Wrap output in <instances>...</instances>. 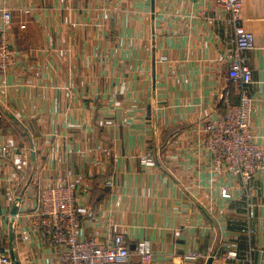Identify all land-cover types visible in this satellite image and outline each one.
Returning a JSON list of instances; mask_svg holds the SVG:
<instances>
[{
	"label": "crops",
	"instance_id": "crops-1",
	"mask_svg": "<svg viewBox=\"0 0 264 264\" xmlns=\"http://www.w3.org/2000/svg\"><path fill=\"white\" fill-rule=\"evenodd\" d=\"M6 7L16 57L0 80V252L9 255L12 231L20 264H54L32 230L33 196L61 178L77 186L85 237L119 232L130 249L148 239L151 264L213 254L211 264H264V171L249 195L223 200L221 177L191 142L221 93L237 99L217 60L231 48L227 12L209 0H0ZM241 18L254 35L242 55L264 147V0H242ZM148 148L154 168L138 161ZM190 251L200 259H184Z\"/></svg>",
	"mask_w": 264,
	"mask_h": 264
},
{
	"label": "built area",
	"instance_id": "built-area-1",
	"mask_svg": "<svg viewBox=\"0 0 264 264\" xmlns=\"http://www.w3.org/2000/svg\"><path fill=\"white\" fill-rule=\"evenodd\" d=\"M150 2V0H144ZM229 15L232 37L217 60L227 67V77L237 88V99L228 91L219 97V110L202 117L197 131L192 133L194 150L199 151L207 163L210 176H220L219 195L232 201L249 195L250 183L264 171V147L257 143L252 129V115L256 98L249 92L252 69L242 53L253 49L254 35L242 24V0H209ZM29 12V10H25ZM11 24L9 8L0 10V80L8 63L16 57L14 42L8 35ZM20 27H23L21 25ZM264 99V97H263ZM1 112V107H0ZM8 149L0 146V155L6 157ZM157 157L151 148L139 157V164L146 168L157 166ZM106 184L112 186L111 179ZM77 186L61 178L47 186L38 187L34 198L32 230L37 242L56 253L54 264H151L153 249L148 239H141L130 249L123 234L117 232L98 242L94 235L85 237L76 205ZM240 233L250 236L253 229L246 222ZM211 250V248H209ZM135 256V259L132 257ZM215 254L209 257L215 258ZM224 258L236 259L237 252L227 249ZM201 254L190 251L184 259L198 260ZM208 257V258H209ZM212 263V262H211ZM0 264H12L7 253L0 252Z\"/></svg>",
	"mask_w": 264,
	"mask_h": 264
},
{
	"label": "water",
	"instance_id": "water-1",
	"mask_svg": "<svg viewBox=\"0 0 264 264\" xmlns=\"http://www.w3.org/2000/svg\"><path fill=\"white\" fill-rule=\"evenodd\" d=\"M9 116L14 119L13 115L9 114ZM12 215H15V209H13ZM9 256H10L12 264H20L19 260L17 259L14 253V240L12 236V231L10 232V237H9ZM211 262H212V258L209 257L206 261V264H211Z\"/></svg>",
	"mask_w": 264,
	"mask_h": 264
}]
</instances>
